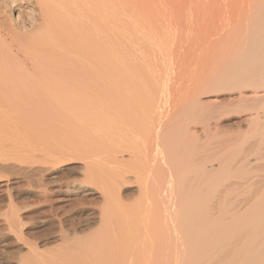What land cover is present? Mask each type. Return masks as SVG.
<instances>
[{"label":"bare ground","instance_id":"1","mask_svg":"<svg viewBox=\"0 0 264 264\" xmlns=\"http://www.w3.org/2000/svg\"><path fill=\"white\" fill-rule=\"evenodd\" d=\"M0 264H264V0H0Z\"/></svg>","mask_w":264,"mask_h":264},{"label":"rangeland","instance_id":"2","mask_svg":"<svg viewBox=\"0 0 264 264\" xmlns=\"http://www.w3.org/2000/svg\"><path fill=\"white\" fill-rule=\"evenodd\" d=\"M43 106H45L46 107V110L44 111V113H43V115H45V116H48L50 113H52L53 111H55L58 107L56 106V103H54L52 100H48V101H46L44 104H43ZM239 119V117H237V116H233L232 115V117L231 116H229V117H227V119H226V117H225V119H223L222 118V120L220 121V123L221 124H223V125H225V126H229V125H231V126H233L236 122H235V120L237 121ZM232 121H233V125L231 124L232 123ZM231 122V123H230ZM235 122V123H234ZM228 123H230V124H228ZM228 124V125H227ZM67 172H70V173H67ZM76 172L75 171H73V170H69V171H60V172H58L56 175H55V178H53V179H55V182H56V180H57V182L55 183L54 182V185L52 184V185H48V186H50V188L51 187H56L57 185H59V184H62L63 185V183H65V182H68V181H72V180H74V179H79V178H81L79 175H78V173L77 174H75ZM60 175V176H59ZM59 177V178H58ZM61 178V179H60ZM78 179H77V181H78ZM82 179V178H81ZM80 180V179H79ZM49 181H52V179L51 180H48L47 182L49 183ZM59 182V183H58ZM50 183H52V182H50ZM85 194V193H84ZM87 195V194H86ZM87 198H90L91 199V201L89 202V205H88V203H87V207L89 206V207H91V204H92V206H93V204L94 203H96V200H94L95 199V195H88V196H86ZM93 199H92V198ZM95 201V202H94ZM91 203V204H90ZM35 238H36V236H35ZM37 239V238H36ZM58 241V240H57Z\"/></svg>","mask_w":264,"mask_h":264}]
</instances>
